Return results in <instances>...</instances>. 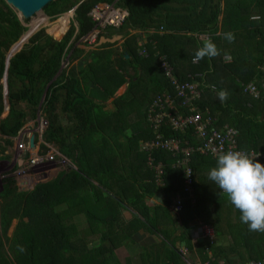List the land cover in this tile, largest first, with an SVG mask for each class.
Returning a JSON list of instances; mask_svg holds the SVG:
<instances>
[{
  "label": "trees",
  "instance_id": "trees-1",
  "mask_svg": "<svg viewBox=\"0 0 264 264\" xmlns=\"http://www.w3.org/2000/svg\"><path fill=\"white\" fill-rule=\"evenodd\" d=\"M78 1L54 0L42 12L51 17L68 11ZM212 2L120 0L118 6L126 12V17L120 27L108 28L104 36H121V52L116 59L109 60L104 48L110 44L98 46L102 58L98 64L89 62L90 52L75 49L73 44L93 27L88 11L95 4H107L110 0H88L79 4L73 11L76 34L67 48L71 49L67 60L74 61L81 56L82 63L75 73L65 74L61 70L51 82L60 60L65 57L63 50L74 28L70 26L59 41L52 39L61 37L68 16L45 23V16L38 12L20 37L23 27L0 0V113L4 73L8 105L7 117L0 123V135L14 137L25 122L33 121L41 94L45 92L43 108L39 106L38 110L46 122L41 140L54 145L58 155L72 166L34 185L30 191L3 187L0 192V264H119L112 253L114 239H128L140 230L160 238L158 246L143 250L145 254L140 256V264H145L149 258H152L151 264H184L174 243L183 242L192 253L188 225L194 221L210 225L208 209L217 197H222L224 202L215 203L214 236L226 233L231 245L226 248L210 244L208 257L197 242L198 262L243 264L264 257V233L249 231L240 220V212L208 179L216 159L191 156L190 192L184 196L179 189L180 172L168 168L169 158L162 152L150 155L154 162L161 161L164 165V184L161 188L155 187L152 172L147 170L146 155L138 145L151 136L152 130L144 122L149 100L165 91L171 92L159 67V58H163L178 82L194 80L198 83L196 109L207 110L214 127L227 125L237 132L236 151L264 155V87L255 82L259 78L264 80V31L258 20L250 19L257 14L258 0ZM39 27L52 39L39 30L21 46ZM229 32L235 36L231 43L224 38ZM141 33H148L143 45L144 58L137 53ZM200 36L211 39L220 55L191 64L190 59L203 44ZM9 48L10 53L20 49L8 59L5 67L4 55ZM226 54L230 55V60L224 63L222 56ZM127 70H131V74ZM253 81L259 90L256 98L241 93V85ZM123 84H126L124 92L112 102L113 110L106 111L103 103ZM220 90L228 92V99L223 103L217 95ZM61 115L65 123L60 120ZM3 144L9 146L7 141ZM39 148L41 154L46 151L43 145ZM251 158L264 164L260 156ZM156 193L161 195L160 203L151 207L146 200ZM177 196L180 210L173 214L168 207ZM61 206L64 209L58 210ZM126 209H131L135 215L124 223L121 212ZM79 214L83 215L85 228L82 222H72ZM13 220H17L16 226L8 237ZM85 236L88 237L84 239ZM91 240L100 242L98 250L86 247ZM3 244H6L5 250ZM18 245L25 251L20 252ZM239 249L244 255L240 262L237 261Z\"/></svg>",
  "mask_w": 264,
  "mask_h": 264
},
{
  "label": "clouds",
  "instance_id": "clouds-1",
  "mask_svg": "<svg viewBox=\"0 0 264 264\" xmlns=\"http://www.w3.org/2000/svg\"><path fill=\"white\" fill-rule=\"evenodd\" d=\"M104 5L108 6L106 3H97V4H95L88 11L87 16L90 18L91 22L93 23V27L91 28L90 31H88L85 35H83L82 37H80L77 40V43H80V41L82 39H89V40L92 39V40H94L99 35L98 36L99 39L97 38L98 39V43L97 44L95 43V44L90 45L88 47V48L94 47V50H96V51H100L98 49V46H100L102 44H112V42H114V40L116 38L117 39H120L121 38V36H119V35H115V36L112 35L111 37L107 38L106 36H104L105 34H103V33H105V31L108 28L116 29V28L120 27L122 25L123 21H124L123 20L122 23L120 25L116 26V27L115 26H111V25H106V24L104 25L103 28H101L100 26H98L97 25V21L92 19V17L90 16V13H91V10L92 9H94V8H96L98 6L104 7ZM76 7H77V5L73 6L68 11L59 13V14L54 15V16H51V17H48L46 14H44L43 12H41V13H43L42 15L45 16V20H44L45 23H53L57 19H59L62 15L69 14L67 27H66L65 31L63 32V34L61 35V37L59 39H52L51 37H49V35H47V33H46L45 29H43V27H40V29H39V30H43V33L46 36H48L49 38H51L52 40H54V41L58 40L59 41L62 38V36L67 32V30L69 29V27L72 26L74 28V31H73L72 37L70 38V41L67 43L65 49L63 50L64 53L67 52L68 46H70V44L72 43V41L75 38V34H76V24L73 21V11L75 10ZM117 8L119 10L123 11L119 7H117ZM123 12H125V11H123ZM14 15H15L16 19L18 20V22L23 27V31H22V34L20 36V37H22V35H23L24 31H25V26H26L27 22L29 23V20L30 19L29 20H26V21H23L15 13H14ZM250 19H252V18L250 17ZM35 31L26 38V40L24 41V43H26L27 40L34 33L37 32V31L36 32ZM144 34L145 35L142 37V40H140L137 43V46L139 47L137 53H138L139 56H141L143 58L145 57V50L143 48L144 39H145V37L147 36L148 33H144ZM217 34H219V33H217ZM219 36H223L222 33H220ZM20 37H19V39H20ZM114 37H116V38L113 39L112 41H110ZM224 38L228 42L231 43V42L234 41L235 36H234V34H232V33L229 32V33H225ZM121 40H122V38H121ZM24 43H22L21 46ZM87 44H89V42ZM74 45H75V42H74L73 46ZM21 46H20V48H21ZM20 48H18L17 51ZM9 49H8V51H9ZM69 51H71V49ZM16 52H14V53H16ZM14 53H8V54H10L12 56ZM69 55L70 54L65 55L64 59H61L60 60L59 65H62L63 68H65L67 66V64H68L67 58H68ZM219 55H220V52H219L217 46L215 45V43H213L211 39H205L203 41L202 46L199 47L196 50L195 55H194V58H191L190 59V63L191 64H196L199 60H202L205 57H207L209 59H212V58H215V57H217ZM227 56H229V60H230V55L226 54V55L222 56V61L224 63L227 62V61H225V58ZM10 57H8V59ZM6 59H5V67L7 66V62H8V59H7V61H6ZM161 60L164 61L163 58H159V61L160 62H161ZM159 67H160V63H159ZM196 76H198V75H196ZM243 85H241V93L244 95L245 93L242 91ZM1 87H2V101H3L2 104H3V109H2V112L0 113V116H2L4 112H5V114H7V108H8V105H7V96H6L7 91H6L5 73L3 74V77L1 79ZM212 87H213V90H215V86L213 85ZM217 95H218V98L221 101V103L225 102L228 99V92H227V90H220L217 93ZM4 96H5V98H4ZM152 99L149 100V103H150V101ZM148 104L146 105L145 112H144V122L146 124H147V122H146V111H147ZM3 119L4 118L2 116L0 118V123H1V121ZM45 127H46V122H45ZM163 135H164V137L173 136L172 133H167V134L165 133ZM176 135L177 134H174V137H176ZM183 138H189V137L187 135H184ZM152 139H153V131H151V136H150L149 139L144 140V141H140L138 143L139 149H140V144L141 143H143V142H146L147 143V142L151 141ZM43 145H45V143H43ZM192 145H194V144H192ZM140 151L143 152L146 155V163H147V157L150 156L151 153L162 152L164 154V157H168L169 158V160L167 162L168 168L171 169V171H176L177 170V171L180 172V175H181V184H180V188L179 189L181 190V193H183L184 196H187L186 193L190 192L189 176L192 175V169H191V165H190L191 160L189 161V164H188V166H189V168L191 170V172L189 173V176L187 177L189 183H188L187 186H185L184 185V181H185L186 177L184 175L183 169L182 168H170V164H171V162L173 160L171 158V153L170 152L159 151V150H154V149L151 150V151H149V152H144L141 149H140ZM51 152L53 154V151H51ZM249 154H251L252 157H254V158H257V157L260 156L262 159H264V155L261 154V153H255V155H253L252 153H249ZM55 155L56 156H59L57 152L55 153ZM18 162L21 163L20 161H18ZM156 162H161V161H156ZM68 164H69V162H68ZM146 166H147V164H146ZM71 168H72V166H71ZM147 170L152 172V178H153V183H154L155 187L156 188H161L163 186V184H164L163 183V180H162V176L164 174V170H163V173L161 175V178L159 179V182L154 177V175H155L154 174V171L151 168H149V167L147 168ZM208 179L210 181L214 182L217 185V187L220 189V191H222L226 195L228 202L232 206H234L235 209H237L240 212V214H241L240 215V220H241V222L243 224L247 225L249 231L264 233V164H261V163L257 162V160H253L245 152L228 150V151L223 152V153H220V154H218L216 156L215 166L210 169V171L208 173ZM29 180H31V179H29ZM38 183H41V182H36L34 185H36ZM22 190H19V191H22ZM23 191H25V190H23ZM156 195H158V199L160 198V200H161V195L159 193H156ZM179 200H180V198L178 196L175 197V199L173 198L172 199L171 206L168 207L169 211H171L173 214H177L179 212V210H180V206H179V203H178ZM177 206H179V208H177ZM202 226L208 227L212 231V228L210 227L209 224L202 223L200 221L191 222L188 225V229H187V236L189 237V239H192V237L193 238L194 237L195 238L198 237V235H199L198 234V231L201 229ZM215 238H216V236H214V232L212 231V242L210 244H213L214 246H220V245H217L214 242V239ZM193 241L194 242H199L200 243V246H202L203 252L205 254H208V251H209V247L208 246L210 244L207 245V251H205L204 250V247H203V243H201L200 241H197V240H193ZM17 247H18V250L20 252L25 251V249L22 246H19L18 245ZM180 249H186V248L183 247V246H181V247L179 246V247H177V252ZM237 254L238 255L240 254L239 253V250H237ZM242 256L244 257L243 254H242ZM187 259H188V261H190L192 263V261H191V254L190 253H189V257H187ZM181 261H182V259H181ZM246 262H248V261H244L243 264H245ZM203 264H207V263H203Z\"/></svg>",
  "mask_w": 264,
  "mask_h": 264
},
{
  "label": "built area",
  "instance_id": "built-area-1",
  "mask_svg": "<svg viewBox=\"0 0 264 264\" xmlns=\"http://www.w3.org/2000/svg\"><path fill=\"white\" fill-rule=\"evenodd\" d=\"M107 7L104 5L102 8ZM90 16L97 21V25L101 28L105 24L116 27L122 23L126 13L116 9L105 15V13L100 14L98 7H96L91 10ZM227 59H229V56L225 58V61L228 62ZM160 68L168 81L171 92L165 91L155 96L148 104L146 122L153 131V139L147 143H141L140 149L144 152L153 149L170 152L173 159L170 168L183 169L186 177L184 185L187 186L189 183L187 177L191 172L188 166L191 156L198 155L216 159V156L220 153L228 150L236 151L234 143L237 132L227 125H222L219 128L214 127V120L208 115L207 110L201 112L196 109L197 106L194 101L197 100L200 92L196 81L178 82L172 75L169 65L163 60L160 62ZM262 71L264 72V66ZM255 82L264 87V80L261 78L255 80ZM242 91L255 98L259 93L254 81L243 85ZM161 128L162 131L160 132L159 129L161 130ZM164 131H166V134L172 133L173 136L164 137ZM174 134H177L176 137H174ZM184 135L189 138H183ZM249 156L252 157L251 154ZM146 164L154 171V177L159 182L163 173V164L161 162L154 163L150 156L147 157ZM198 234V237H192V240L203 243L204 250L207 251V245L212 242V231L208 227L202 226ZM178 254L184 264H200L188 261L189 253L186 249L178 250ZM245 264H264V257L259 261H248Z\"/></svg>",
  "mask_w": 264,
  "mask_h": 264
},
{
  "label": "rangeland",
  "instance_id": "rangeland-1",
  "mask_svg": "<svg viewBox=\"0 0 264 264\" xmlns=\"http://www.w3.org/2000/svg\"><path fill=\"white\" fill-rule=\"evenodd\" d=\"M86 1L88 0H79L76 5L78 6L79 4H82ZM215 2L216 0H213L212 4H214ZM119 3H120V0H110V3H107L108 5L107 8H102V6H98L99 13L100 14L105 13L106 15L110 11H115L116 9H118L117 6L119 5ZM221 4L222 2H219V7H222ZM256 11H257V14H255V16H252L251 18L253 20H258L264 31V1L263 0H258ZM64 16L69 17V14H65ZM219 20H220V16H218V21ZM27 26H29L28 22L25 27ZM39 29L40 27L37 28L36 31H38ZM103 34H106V31ZM144 35H145L144 33H141V38ZM98 36L94 40L82 39L80 43H77V41H75V45L73 46V48L75 49H80V50H83L84 52H90L88 53V56H89L88 60L89 62L93 64H98L102 60V58L99 56L100 54L99 51L94 50V47L88 48L90 45L98 43V39H99ZM200 38L202 39L201 41L205 40L201 36ZM88 42L89 44H87ZM121 43H122L121 38L120 39L116 38L114 42L110 44L109 47L104 48L105 50L108 51L109 60H113L117 58V54L121 52ZM9 51L6 52V54L4 55L5 59L11 56V55H8ZM102 51L105 52L104 50ZM68 54H71V51L67 50L65 55H68ZM80 57L74 61L69 60L65 68H63L62 65H59L53 78L51 79V82L54 81L55 78L58 77V74L61 72V70L65 74L70 73V72L75 73L77 71L78 66L82 63L81 62L82 59ZM127 71L129 74H131V70H127ZM125 86L126 84H123L122 86H120L118 89L115 90V92L112 94L110 98L106 99V101L103 103L104 109L106 111L113 110L112 102L124 92ZM45 95H46L45 92L41 94V98L39 100V104H38L37 111H36V116L33 121L25 122L20 127V129L17 131L14 137H4L0 135V192L5 186L6 187L12 186V188L15 187L17 190L23 189L25 191L26 190L30 191L33 189L34 184L36 183L35 182L36 179L44 182V181L50 180L53 177H55L57 173L61 171H66L67 169L71 168V166L68 164V162L65 159H63L60 156L55 155V153L57 152V149L55 146H53L52 144L43 145V142L41 140L43 129H45V118L43 117L42 114L41 115L39 114V111H40L39 106L41 107L40 109L43 108L44 101L42 100ZM2 116L5 120L7 117V114H5L4 112ZM2 116H0V118ZM60 118H61L60 120L62 121V123H65V120H64L65 117L61 115ZM134 120L135 118L132 121ZM31 136H32L33 150H30V148L28 147V140ZM4 141H7L9 143V146L4 145L3 144ZM40 145H43L46 148V151L43 154H41L40 152L41 151V149L39 148ZM51 151H53V154ZM18 161H20L21 163H19ZM6 179H10V180L6 182L5 181ZM29 179H31V182L29 181ZM155 201H157L155 202L156 204H159L158 200H155ZM63 209H64L63 206L58 208V210H63ZM16 221L17 220H13L11 222L10 227L7 231L8 237L11 235V231L13 227L16 226ZM72 222L75 224L76 222L84 223L83 215L74 216ZM75 229L76 231L79 230L77 228ZM79 233L81 234V230L79 231ZM86 237L88 236H85L83 238L85 239ZM75 244L78 245V242ZM99 245L92 247L91 243L89 242L86 244V247H88V249L94 248L93 250L96 251L99 249L97 248L99 247ZM228 245H230V241ZM104 247H107V246H104ZM3 248L4 250L6 249V244H3ZM239 253H240L239 258L237 259V261L240 262L241 260H243L244 257L242 256L241 249H239Z\"/></svg>",
  "mask_w": 264,
  "mask_h": 264
},
{
  "label": "crops",
  "instance_id": "crops-1",
  "mask_svg": "<svg viewBox=\"0 0 264 264\" xmlns=\"http://www.w3.org/2000/svg\"><path fill=\"white\" fill-rule=\"evenodd\" d=\"M29 181L31 182V180H29ZM35 182H37V181H35ZM38 182H43V181L38 180ZM155 200H158L159 201L158 203H160V198L158 199V195L153 196L151 198H148L146 201L148 202L147 204L152 207V206L158 205L155 203V202H157ZM223 202H224V199L222 197H217V198H214V200L211 202V204L209 206V209H208L209 212L208 213H209V219H210V227L212 228L213 232H214V230H213L212 226H214V222H215V218H216V214H217L215 203L222 204ZM134 215H135V213L131 209H126L125 211L121 212L122 221L124 223H126V222L130 221L132 219V217H134ZM82 225H83V223H82ZM84 228H85V226H84ZM81 231H83V227H81ZM178 233L179 232L176 231L175 234L177 235ZM159 240H160V238L157 235H153L151 233H146V232H143L142 230H140V231L136 232L135 234H133L132 236H130L128 239H124L122 241H120L119 239H114L115 247L112 248V253L115 256L116 262H118L119 264H140V262H139L140 256L145 254V253H143L144 252L143 250L149 249V251H150L151 250L150 248L152 246L153 247L158 246ZM189 240H190V244L192 246V253H190L191 254V261L193 263H196V262H198V258H199L196 254V249L198 247L196 244L197 242H194L192 239H189ZM229 241H230V238L226 233H221V236H217L214 239V242L217 245H220V246H223L226 248H228L231 245V241H230V245H228ZM90 243H91L92 247L98 246L100 244V242L98 240H95V241L91 240ZM181 243H183V242H181ZM181 243L178 244V242H177V243H174V245L181 247ZM183 247H185V246L183 245ZM201 248H202V246H201ZM206 256H208V257L210 256L209 251H208V254H206ZM230 256H232V255H230ZM151 259L152 258L147 259L145 261V264H151L150 263L152 261ZM219 263H221V262H219Z\"/></svg>",
  "mask_w": 264,
  "mask_h": 264
},
{
  "label": "water",
  "instance_id": "water-1",
  "mask_svg": "<svg viewBox=\"0 0 264 264\" xmlns=\"http://www.w3.org/2000/svg\"><path fill=\"white\" fill-rule=\"evenodd\" d=\"M2 1L11 11H13L16 15H18L21 18V20L26 21L31 19L36 13L42 12V9L49 3L53 2L54 0H2ZM115 38L116 37L112 38L110 41H112ZM28 147L31 150L33 149L32 136L28 140ZM36 181L38 182V179H36ZM183 245L184 243H181V246Z\"/></svg>",
  "mask_w": 264,
  "mask_h": 264
}]
</instances>
